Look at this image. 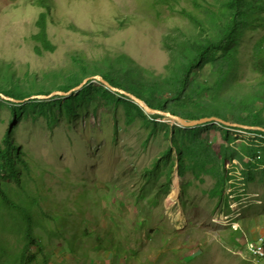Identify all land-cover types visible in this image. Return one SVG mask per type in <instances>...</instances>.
I'll return each mask as SVG.
<instances>
[{"label": "rangeland", "instance_id": "374dc122", "mask_svg": "<svg viewBox=\"0 0 264 264\" xmlns=\"http://www.w3.org/2000/svg\"><path fill=\"white\" fill-rule=\"evenodd\" d=\"M225 1L49 0L41 7L0 0V264H18L27 235L35 241L32 264H249L241 257L247 259L245 241L264 238V148L256 147L262 142L217 124L199 131L215 150L228 144L237 150L227 161H236L230 172L246 178L214 195V178L188 168L183 178L178 174L172 141L185 129L139 111L122 95L107 98L110 89L93 80L131 91L107 68L133 61L149 73L139 76L144 85L136 95L152 106L168 99L148 77H167L174 86L178 52L213 34L208 20L222 17ZM42 16L49 47L39 38ZM261 18L244 25L236 43L240 66L220 96L250 99L258 79L250 54L264 34ZM209 68L205 63L191 74L181 108L226 113L234 125L248 118L255 108L246 102L201 92L212 82ZM177 176L180 196L167 207Z\"/></svg>", "mask_w": 264, "mask_h": 264}, {"label": "trees", "instance_id": "16d2710c", "mask_svg": "<svg viewBox=\"0 0 264 264\" xmlns=\"http://www.w3.org/2000/svg\"><path fill=\"white\" fill-rule=\"evenodd\" d=\"M33 1L37 3L38 6L48 7L49 0ZM160 2L170 3V0H160ZM222 9V17L216 16L214 19L210 18L208 20L211 29L213 30V34L210 37L204 41H189L184 46V50L178 52L179 63L173 68L172 73L174 74L173 78L175 79L174 86L169 87V82H165V78L167 77H148V82H150L156 90L161 89L168 91V96H170L168 99L157 100V103L152 106L148 105L136 95L140 86L144 85L141 84L139 76L143 73H149L147 70L143 71L142 68L136 65L133 61L111 64L107 68L108 73L111 75H121L124 78L128 89L131 90L126 92L140 99L153 110L167 111L168 114L170 113L173 116L188 121L215 116L228 122L229 118L227 117V114L220 113L216 110H211L209 113L194 114L181 108L184 104V100L187 98L185 93L191 84V74L198 70L203 64L208 63L210 64L208 71L212 78V82L203 86L201 92L204 93V95H214L215 97H219L221 101L228 100L232 104L246 102L250 108H255V111L251 112L248 118H237L236 125L264 129V123L261 120V114L264 111V34L253 45L250 54L251 72L258 77L257 82L253 85L251 92L248 94L250 95V99L243 100L236 98V95L234 94L220 96V93L228 85L233 72L240 66L236 43L238 38L243 34V27L251 20L263 21L261 15L264 13V0H226L222 5ZM41 24L42 30L39 38H41L45 47H49V43L46 40L45 16H42ZM45 47L43 49H46ZM183 61H187L185 66H181L180 64ZM116 72L119 74H116ZM80 85L81 84H77L74 88H78ZM112 87L124 91V89L115 85H112ZM106 95L107 98L114 97V94L111 92H107ZM117 96H119V94ZM131 104L133 103L131 102ZM168 104L169 106H174L170 111L166 108ZM189 105L191 107H196L198 104L191 99ZM134 107L139 109L135 104ZM152 117H154V119L161 118L159 116ZM211 126L212 125H206L194 129H185L183 132L184 135L180 140H177L172 133V142L175 145L174 149L176 156L178 157L179 176L181 178L185 176L184 170L186 168H188L189 172L194 176L198 174L197 170H200L202 174L215 179L216 183L212 190V194L221 196L224 194L227 181V174L224 170V166L229 158L231 159L234 157L237 150L232 147L231 148L235 151L229 148L230 144L228 143V146H222L219 150H215L212 145L206 141L205 137L198 136L201 129ZM173 129L179 128L174 126ZM256 132L264 135V132L262 131ZM190 135H192V137ZM5 140L8 143L12 142L13 139L11 138L10 130ZM184 141L189 144H185ZM242 147L245 149L244 146ZM171 154L172 152L169 150L168 156ZM233 233L238 234V231H234ZM27 234H29V232H27ZM28 237V243L20 253L18 264H32L35 260L34 256L30 253V247L34 245L35 241L27 235V238Z\"/></svg>", "mask_w": 264, "mask_h": 264}, {"label": "water", "instance_id": "95a60500", "mask_svg": "<svg viewBox=\"0 0 264 264\" xmlns=\"http://www.w3.org/2000/svg\"><path fill=\"white\" fill-rule=\"evenodd\" d=\"M93 80H98L101 83V85L106 86L107 88H109L111 93L119 94V95H122L124 97H127L133 104H135L145 114H148V115H151V116H163L166 119H169V118L173 119L177 123V125H175V126L179 127V128L181 127L183 129H194V128L200 127V126L217 124V125H221V126L228 127V128H245L247 130H255V129H257L256 131L264 132V129H262V128H250V127L241 126V125H234V124L226 122L223 119L218 118V117H207V118H201V119L193 120V121L184 120V119H182L180 117L173 116L170 113L168 114V113H165L163 111H157V110H153V109L149 108L143 101H141L140 99L136 98L135 96H133V95H131L129 93H126V92H124L122 90L113 88L112 86L110 87V85L107 82H105L99 76H96L95 78H93ZM90 82H92L90 79L85 80L74 91L81 90L86 85H88ZM58 94H64V93L59 92L56 95H58ZM69 94L70 93H66L65 95H69ZM3 98H4L3 100H5L7 102H11V103L15 102L14 100H12L10 98H7V97H3ZM41 98H43V97H33V98H31V100L41 99Z\"/></svg>", "mask_w": 264, "mask_h": 264}, {"label": "built area", "instance_id": "2783aa9c", "mask_svg": "<svg viewBox=\"0 0 264 264\" xmlns=\"http://www.w3.org/2000/svg\"><path fill=\"white\" fill-rule=\"evenodd\" d=\"M238 129V132L242 135L249 136L252 140L255 141V143H259V141L262 142V145H258L256 147L264 148V135L261 133L256 132L255 130H247L245 128H233ZM262 146V147H261ZM257 159H260V156L257 157ZM236 163L235 160L229 161L225 164L224 169L227 174V181H226V189L231 185L232 188H235L240 185L241 182H245L246 178L245 176H242L238 172H230V170L234 169V164ZM229 172V173H228ZM238 174V176L236 175ZM236 197L238 196L237 193L233 192ZM228 199L230 201V196H228ZM230 208V204H229ZM245 246V255L247 256V259H245L243 256H241L247 263H258L259 261H264V238H260L254 242H247L244 243Z\"/></svg>", "mask_w": 264, "mask_h": 264}, {"label": "bare ground", "instance_id": "6f19581e", "mask_svg": "<svg viewBox=\"0 0 264 264\" xmlns=\"http://www.w3.org/2000/svg\"><path fill=\"white\" fill-rule=\"evenodd\" d=\"M167 120L169 123L173 125H177V123L173 119L169 118ZM179 196H180V180H179V177L177 176L173 183L172 190L170 191L167 197V201H166L167 207L175 205L179 199Z\"/></svg>", "mask_w": 264, "mask_h": 264}]
</instances>
